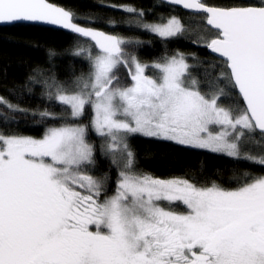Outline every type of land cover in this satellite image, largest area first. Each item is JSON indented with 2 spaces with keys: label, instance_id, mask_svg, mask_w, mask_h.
Returning a JSON list of instances; mask_svg holds the SVG:
<instances>
[{
  "label": "snow or ice",
  "instance_id": "1",
  "mask_svg": "<svg viewBox=\"0 0 264 264\" xmlns=\"http://www.w3.org/2000/svg\"><path fill=\"white\" fill-rule=\"evenodd\" d=\"M166 2L203 16L201 25L215 30L210 40L192 41H204L220 58L211 67L222 71L209 88L224 87L214 94L203 90L196 65L180 51L149 65L125 52L130 41L81 26L50 0H0V24L57 25L92 42L75 53L87 52L91 64L78 91L46 82L74 123L49 127L39 139L0 132V264H264V175L233 177L234 188L162 179L136 169L129 143L154 138L264 166V0ZM111 7L145 16L129 4ZM137 25L165 42L185 31L177 15ZM121 67L130 83L121 80ZM235 94L242 105L231 100ZM0 106L28 111L2 96ZM89 107L90 127L108 141L119 169L112 195L107 174H88L96 164L82 122ZM40 116L56 118L47 110Z\"/></svg>",
  "mask_w": 264,
  "mask_h": 264
},
{
  "label": "trees",
  "instance_id": "2",
  "mask_svg": "<svg viewBox=\"0 0 264 264\" xmlns=\"http://www.w3.org/2000/svg\"><path fill=\"white\" fill-rule=\"evenodd\" d=\"M50 1L72 11L74 17L78 18H74L76 22L130 41L125 46L138 44L134 55L142 63L150 65L165 55L180 51L186 55L189 64L196 65L193 74L200 78L205 92L214 94L224 87L223 84H212L209 88V81L215 80L222 71V65L215 69L211 67L213 64H219L220 59L210 54L208 48L203 46L204 41H200L199 44L192 43L201 36L210 40L215 34V30L201 25L203 16H192L190 12L161 0ZM204 2L208 5L223 6L254 3L256 0H204ZM125 4L144 10L145 16H133L118 7H111ZM172 15H177L183 20L185 31L167 42L137 25L138 20L155 23L161 17L166 19ZM110 20L114 21L113 25H109ZM90 45V42L69 32L42 25L15 23L0 26V96L28 110L27 113L0 110V132L40 138L49 127L74 123L70 117V110L55 99V89H49L47 83L55 81L66 87L69 92L78 91V80L88 75L91 64L87 52L81 55L75 53L81 48H89ZM96 51L93 49L94 54ZM206 71L209 74L207 77ZM147 74H153V70L149 69ZM231 100H240L241 105L243 103L238 94L232 95ZM230 102L229 99H225L221 106L227 107ZM45 110L55 113L56 118H41L40 113ZM82 122L89 126L87 139L94 146L96 160L95 165L88 166V174L96 178L107 174L109 177L106 185L107 194L112 195L119 169L112 163L113 156L107 151L108 141L92 131L89 113L82 118ZM129 143L135 153L136 169L162 179L186 177L201 183L215 180L224 187L234 188L237 182L232 179L233 177L243 178L245 172L253 176L264 175V166L205 149H193L176 145L171 141L141 136L131 137ZM176 210L185 209L181 205Z\"/></svg>",
  "mask_w": 264,
  "mask_h": 264
},
{
  "label": "water",
  "instance_id": "3",
  "mask_svg": "<svg viewBox=\"0 0 264 264\" xmlns=\"http://www.w3.org/2000/svg\"><path fill=\"white\" fill-rule=\"evenodd\" d=\"M161 1L167 3L166 0H161ZM50 2H51V1H50ZM51 3H53V2H51ZM54 4H55V3H54ZM168 4H170V3H168ZM56 5H57V6H60V5H58V4H56ZM171 5H172V4H171ZM175 6H177V7L181 8V9H183L182 6H179V5H175ZM61 7H62V6H61ZM65 9H66V8H65ZM183 10H185V9H183ZM185 11L190 12V10H185ZM74 22H76V21H74ZM23 23L37 24V25H42V26L51 27V28H55V29H60V30H63V31L69 32V33H71V34L76 35L77 37H79L77 34H74V33H72L71 31L66 30V29H63V28H61V27H59V26H57V25H50V24H45V23H40V22H23ZM76 23H78V22H76ZM13 24H15V23H13ZM78 24H80L81 26H85V27H91V26H86V25L81 24V23H78ZM4 25H11V24H0V26H4ZM208 27L211 28V26H208ZM93 28H94V27H93ZM95 29H97V28H95ZM97 30H100V29H97ZM213 30H214V29H213ZM101 31H103V30H101ZM104 32H105V31H104ZM105 33H106V34H110V35H115V34H113V33H109V32H105ZM115 36H117V35H115ZM117 37H118V36H117ZM79 38L85 40V38H82V37H79ZM88 42H90V41H88ZM90 43H92V42H90ZM208 51H209L210 54H212L213 56L219 58V57H218V54L212 53V52L210 51V49H208ZM219 59H220V58H219Z\"/></svg>",
  "mask_w": 264,
  "mask_h": 264
},
{
  "label": "rangeland",
  "instance_id": "4",
  "mask_svg": "<svg viewBox=\"0 0 264 264\" xmlns=\"http://www.w3.org/2000/svg\"><path fill=\"white\" fill-rule=\"evenodd\" d=\"M124 49L126 50V53H131V54H134V51H135V47H138V44L136 43H133L132 45L130 46H123ZM151 65V64H150ZM121 77V80L122 81H125V80H128V76H127V70L124 69L123 67L120 68L119 70V73H118ZM128 82L130 83V80H128ZM0 110L3 111V112H10V110H8L7 108L3 107V106H0ZM89 113V124H90V120H91V109L90 107L87 109V112L86 114ZM94 133L95 131L92 130ZM41 138V137H40ZM39 139V138H37ZM118 155V154H117ZM121 165H122V162H121Z\"/></svg>",
  "mask_w": 264,
  "mask_h": 264
},
{
  "label": "flooded vegetation",
  "instance_id": "5",
  "mask_svg": "<svg viewBox=\"0 0 264 264\" xmlns=\"http://www.w3.org/2000/svg\"><path fill=\"white\" fill-rule=\"evenodd\" d=\"M185 11V10H184Z\"/></svg>",
  "mask_w": 264,
  "mask_h": 264
}]
</instances>
